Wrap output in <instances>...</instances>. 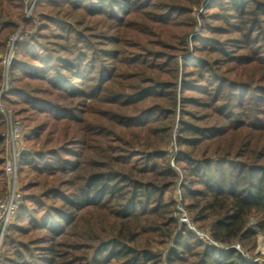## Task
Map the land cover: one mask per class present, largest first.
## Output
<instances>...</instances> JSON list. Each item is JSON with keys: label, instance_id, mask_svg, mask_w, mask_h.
<instances>
[{"label": "trees", "instance_id": "1", "mask_svg": "<svg viewBox=\"0 0 264 264\" xmlns=\"http://www.w3.org/2000/svg\"><path fill=\"white\" fill-rule=\"evenodd\" d=\"M63 1L83 11L87 18L102 16L121 24L126 18L117 12L128 16L131 7L140 6L132 0H39L37 7L45 2H55L57 6ZM176 1L207 9L204 0ZM223 4L233 23L231 31L239 37L227 48L213 45L217 58L190 65L193 67L190 71L184 72L187 60H182L174 156L167 149L172 130L167 122L176 112V56L150 57L148 62L128 60L131 72L123 76L124 80L129 83L142 78L144 87L134 89L131 83L120 84L121 89L112 93L107 91L117 84L114 74L107 76L101 66L97 69L98 53L93 49L90 56L79 49L72 59L29 41L14 44L9 91L1 100L7 105L23 103L29 111L43 115L46 120L33 128L32 140L42 142L43 146L55 143L54 153L22 152L17 173L23 168L46 177L77 172L83 165L81 159L96 149L99 163L82 179L66 181L72 190L67 197L55 193L54 188L49 190L45 200L49 198L57 207H45L37 201L36 206L46 209L41 220L30 215L32 211L26 208L27 202H35V198L22 197L4 236L1 248L4 264H161L162 257L166 264H258L246 261L231 246L251 252L256 248L257 233L264 236V94L259 95L262 89L255 83L234 81L220 74V70L224 65H234L240 71L256 65L264 68V48L257 49L264 30L261 23L264 2L224 0ZM21 8L20 0L22 22L26 23ZM43 26L44 23L39 25L41 31ZM60 28H65L61 22ZM75 42L78 48L80 42L89 45L82 35ZM114 60H119L117 55ZM163 67L173 81L154 79L162 74L157 70ZM1 68L0 65V72ZM147 72L151 75L150 83L145 82L147 77H141ZM29 80L45 84V92L40 93L54 99L34 96L39 93L19 85ZM241 89L251 92L243 94ZM107 97L111 98L110 103L104 101ZM119 98L122 102H118ZM146 101L149 105L139 108ZM104 102L133 108L134 113L120 117L114 112L100 115L98 111H86L87 103ZM187 106L206 111L207 116L198 119V112L195 117L185 109ZM184 117L189 120H183ZM207 119L208 124H201ZM109 120L114 132L108 131L107 135L103 128L105 123L110 125ZM104 134L123 148L107 147ZM3 164L4 140L0 137V167ZM3 175L2 168L0 181H4ZM175 187L190 225L222 248L200 239L179 222L177 201L167 197ZM2 193L0 189L1 196ZM86 214L97 225L102 222V228L98 232L89 228V237L81 236L84 243L68 245L65 241L68 230L77 227ZM251 218L255 221L253 229L248 227ZM26 223L31 229L20 227ZM34 230L45 232L40 241L42 246L34 247L39 248L34 249L36 253H29V258L16 250L13 253L10 245L16 241L10 239V231L27 236ZM169 245L172 247L168 248ZM157 248L166 249L165 255L158 253ZM81 250L86 255L78 256ZM23 251L27 253L28 248L23 247Z\"/></svg>", "mask_w": 264, "mask_h": 264}, {"label": "rangeland", "instance_id": "2", "mask_svg": "<svg viewBox=\"0 0 264 264\" xmlns=\"http://www.w3.org/2000/svg\"><path fill=\"white\" fill-rule=\"evenodd\" d=\"M22 1L23 0H21V9L23 14L24 8ZM132 1L136 4L139 3L140 6H135V8L131 7L128 16L117 12L119 15L126 18L125 23L121 24L114 19L109 20L107 17L102 16L95 19L87 18L83 11L75 10L76 8L64 1L60 5L57 4V6H54L55 2H51L50 4L45 2L38 7L36 5L33 9V18L31 20H26V23H23L19 9L20 0H0V59L2 60L0 64L2 67V71L0 72V89L7 84V92L9 91L11 79L9 70H5L3 60H5L8 56L11 40L16 36H22V41L32 42L34 45L41 46L44 50H49L50 53H54L55 51L59 53L60 57L74 59L77 57L76 53L80 52L79 49H82L81 51L88 56L92 55L93 50L96 51V54L98 53L97 69L101 66L105 71H107V76L112 73L114 74L112 75L114 76L117 84L116 86H112L113 88H110L107 91L112 93H115V89L117 91H119L118 89H121L120 84L126 86L131 83L134 89L136 86L144 87V82L141 80L142 78H138L139 80L136 82L130 81L129 83L124 80L125 77L123 76L127 75L128 72H131L128 60L136 59L137 61L148 62L151 60L150 57L161 55H170L171 57L176 56L178 63L175 71L177 83L176 112L174 118L167 122L172 129L170 133L171 139L169 140L167 149L171 155L174 156L176 151L175 136L177 133L178 121L180 119V106L178 99L180 97V79L183 72V69L181 68L182 60H187V62H184L186 67L184 68V72L190 71L193 68L190 65H197L201 61L211 62L217 58V55L213 53L214 46L227 48L228 45H232L233 42L235 43L236 41L234 39H237L239 36L231 31L233 28L231 25H233V23L230 22L231 18L226 16L227 7L223 4L224 0H204L205 7H207V9L204 10L201 9V7L194 6L187 2H178L176 0ZM260 1L264 2V0ZM43 18L46 20H43L42 22L41 19ZM262 19L261 23L264 29V16H262ZM60 22L61 25L65 26L64 29L60 28L61 30H59ZM41 23H44L45 25L43 26L44 30L42 31L39 27ZM261 33H263V36L259 39V46L257 49L261 47L264 48V30H262ZM78 35H82L85 38L86 43L89 45L84 46V42H80L78 48V44L75 42ZM256 43L253 44L254 47L256 46ZM207 46L212 48L209 49ZM116 55L119 58V62L114 60ZM164 69L165 68L163 67L162 69L157 70V72L159 71L162 74H159V77H155L154 79L156 81H173L172 78H169L172 77V75L167 74L168 70ZM169 70L171 72L173 71L172 69ZM239 71L240 68L235 67L234 65H224L221 66L220 74H223L225 77H231L234 81L241 80L252 82L250 84L255 83L254 85L262 89L258 92L259 95L264 94V68H262V66H249L240 72ZM239 73L241 75L240 77L238 76ZM96 75L97 72H95L93 77L96 78ZM143 75L144 77H147L145 82L150 83L148 82L151 78L150 73L147 72V74H142L141 77H143ZM19 85L30 90V92L34 91V93H39L38 95L33 94L34 96L42 97L44 99L48 98L50 100L54 99L53 96L51 97L49 95L41 94L44 93L46 89L45 84H41V82L29 80V82H24ZM150 85L151 84H146V87H151ZM108 86L111 87L110 85ZM130 91L132 90H129V93ZM240 91H242L243 94L249 95L251 89H241ZM186 95L190 96L191 94ZM194 95L196 97H200L196 93ZM117 100L118 102H122L121 98ZM104 101L110 103L112 100L110 97H107ZM106 102L101 105L87 103L86 111H98L100 115L114 112L120 117H129L134 113L133 108H128L126 106L125 108L120 106L115 107L111 106V104H107ZM148 103L149 102L146 101L140 104L139 108L147 107L149 105ZM64 104L66 103L64 102ZM2 105L5 109L12 113L13 119L19 121L20 126L23 129L24 134L21 143L22 152L33 153V151H43V153H47L48 151H53L54 153L55 143L43 146L42 142L32 140L33 128L39 125L42 121L46 120L43 115L39 116L34 114L33 111H29L30 108L23 103L7 105L2 102ZM185 109L188 112L193 113L195 117V112H198V119L206 117L207 115L205 113H208L206 111L203 112L202 110L196 111V108L192 106H187ZM13 114L17 117V119ZM108 119H110V117H108ZM184 119L189 120L187 117H184L183 120ZM192 123L196 122L192 121ZM204 123L208 124L209 120L207 119L206 121L201 122V124ZM105 125L106 127L103 128L105 134L109 135L110 132H114L112 122L110 125L107 123H105ZM47 131L44 132V134H46ZM5 133L6 121L3 118V123L0 124V137L4 140V158L6 156V140L5 137L1 135ZM105 134L103 136L107 138V141L103 142L107 147L123 148V146L117 143L115 139L108 138L109 136H105ZM98 151L99 149L92 152L88 151L81 159V163H83L81 170H78L77 172L75 171L65 174L57 173L56 176L46 177L39 176L31 170L23 168L19 173H17L16 179L20 188L21 196L35 198V202L33 200L27 202L28 204L26 208L32 211L30 215L41 220L43 212L46 213V209H44L45 207H57L58 205L54 204L49 198V200H45L49 190L54 188L56 191L55 193H59L62 196L67 197L72 190L66 185V181H69L70 179L80 180L89 171H93L95 169L94 164L99 163L97 162L99 161ZM60 157L65 156L60 154ZM51 160H53V158H51ZM72 161L76 160L73 159ZM2 168L3 166L0 167V169ZM3 176L4 181H0V189L5 193L8 186V179L5 174ZM178 193V187H175L167 195V197H172L175 201H177ZM37 201L45 207L36 206L35 203ZM96 217L99 218L98 215H96ZM254 222V219L251 218L249 220L248 227L253 229ZM100 223L101 225L99 223L97 225L94 220L87 216V214L83 215L77 227L68 230L66 236L67 239L65 240L67 241L66 243H68V245L76 242L84 243L81 240V236L89 237L87 234L89 233V228L98 232L103 226V223ZM20 227L24 229H31L27 223L20 225ZM44 233L45 232L34 230L27 236H22L19 233H13V231H10V239L16 241L14 245H10V248H12L13 253L17 251L24 256H27L29 253H36L34 252V249L39 248L34 247L42 246L40 241H42ZM23 247L28 248L27 253L23 251ZM171 247V245L168 246V248ZM157 249L159 251L158 253H163L165 255L166 249ZM240 249L243 252V256L247 259L255 260L258 264H264V236L262 234L257 233L256 248L253 251L246 253L243 248L240 247ZM77 255L83 256L86 255V253L81 250L77 253ZM27 258L29 257L27 256ZM161 264H166L164 257L161 259Z\"/></svg>", "mask_w": 264, "mask_h": 264}, {"label": "built area", "instance_id": "3", "mask_svg": "<svg viewBox=\"0 0 264 264\" xmlns=\"http://www.w3.org/2000/svg\"><path fill=\"white\" fill-rule=\"evenodd\" d=\"M39 0H23V14L25 20H31L33 18V9L37 5ZM21 37H13L11 40V45L9 47V53L4 61L5 70H9L11 65V60L13 57V47L16 42L22 41ZM8 85L5 84L3 88L0 89V114L6 121V133L1 135L5 137L6 140V156L4 158V165L3 170L4 174L8 179V186L5 193L0 197V264H3L1 259V248L3 245L4 236L7 230L8 225L13 221L15 213L19 206L22 203V196L20 193V188L18 186V182L16 179V174L18 170V159L22 153V138H23V129L20 126L19 121L13 119L12 113L5 109L1 102V96L7 92ZM177 213L176 216L179 219V222L185 224L190 230L195 232L197 236L209 243L213 244L218 248H222L212 242L208 235L205 233L197 232L189 223L188 217L183 210L180 204V195L178 193L177 199ZM232 249L236 250L237 252L242 253L241 249L237 245L231 246ZM245 257V256H244ZM248 262H256L255 260L247 259Z\"/></svg>", "mask_w": 264, "mask_h": 264}]
</instances>
